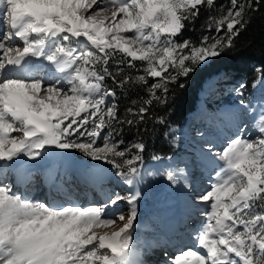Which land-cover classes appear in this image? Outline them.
<instances>
[{"label":"snow or ice","instance_id":"1","mask_svg":"<svg viewBox=\"0 0 264 264\" xmlns=\"http://www.w3.org/2000/svg\"><path fill=\"white\" fill-rule=\"evenodd\" d=\"M258 3L0 0V168L57 150L79 152L110 165L130 188L138 184L145 144L122 148L117 137L125 127L139 133L173 86L184 88L182 78L233 48ZM201 7L209 11L205 34L198 42L178 40ZM124 66L142 74H124ZM130 82L147 95L121 115L115 89ZM254 130L252 137L241 129L220 150L209 146L218 170L198 198L205 219L193 235L196 247L177 253L172 264H264V112ZM165 176L176 183L172 171ZM139 196L116 193L99 206L47 205L0 183V264H135ZM122 201L127 212L109 216Z\"/></svg>","mask_w":264,"mask_h":264},{"label":"rangeland","instance_id":"2","mask_svg":"<svg viewBox=\"0 0 264 264\" xmlns=\"http://www.w3.org/2000/svg\"><path fill=\"white\" fill-rule=\"evenodd\" d=\"M177 39L180 41L184 40L183 37H181V35H179ZM46 73L40 72V75H45ZM36 75L39 76V73ZM220 78L221 77L218 75L207 77L203 83V86L201 84V88H206L207 86H209V95H211V98L208 99L209 104H211L214 101H221V103H224L227 101L234 100L233 104L239 105L238 102L239 101L241 102V100H243V103H244L243 105L245 106V108L243 105H240L237 107L236 106L235 107L234 106L225 107V108L232 107L235 110L238 108L237 114H240L241 116L238 117L237 114H235L232 117L226 116L225 118V120H228V121L234 120V125L232 124V126H230L226 124L224 128L220 129L219 128V126H221L220 124L218 126L214 125L213 128L209 126L211 128L208 129V128H203V127H206L209 123L208 124L201 123L196 128L195 120H196V116L198 115L196 114L197 109L195 106V110L188 116L187 125H184L183 128L179 127L180 129L173 127V128H170L166 132L167 140L172 141L177 150L181 149L180 152L181 154H183V156L180 155L178 151L176 153L177 159H174V161H171V162L169 161L171 165H161V168L159 169H155L150 166L144 168V165H146V163L148 162H143L142 179H141V182L139 183L140 185L138 188L141 191H144L145 195L142 197V199H138L137 208H138V220L140 224L143 223L144 225H138V224L135 225L136 223H134L133 230L136 229L138 226H144L146 227V229L147 228L151 229V231H148L147 234L145 235L144 234H141V235L134 234V238L132 239V241H134V243H132L133 250L134 251L138 250V248L140 247V244L142 243L141 240L143 239L149 238L151 241L150 243H153V245H155L154 242L159 241L157 239L160 236L158 234L159 232H161L159 231V228H160V225H162V222L160 219L158 220L157 215L161 213V211H163L164 209L171 212L170 215H176L177 213L179 214L180 208L185 209L184 211H186V213L184 217H185V221L187 220V223H185L187 226V229L185 230V234H186L185 236L187 237L188 240L191 241L189 242L187 240L189 242L188 243L189 245L181 248L180 250H176V251L172 250V253L171 255H169V259L167 258L166 263L162 261V257L166 259L165 258L166 253H164L165 251L163 247H162L163 249L157 248V250L155 251L156 254L154 255H153L154 252H149L148 254L147 252L144 251L143 257L146 258V262H150V264H172V258L177 253L184 251V250L195 248L196 241L193 240V235L198 231L199 227L204 222L205 217L203 213L206 209V204L200 202L198 198L201 195H203L206 190H208L209 185L212 182V178L214 177L216 171L218 170L217 169L218 161H216L214 155L208 151L209 146H211L214 150L222 149V147L227 143V141L230 138H235V136L239 134L241 129L244 130L245 134L251 133L252 137L256 135L254 128H252L254 127V124H252V122H250L247 119V117L251 119L253 116V120H256L259 118V117L256 118L257 116L256 114L259 113V111L264 112V79H262V77L259 78L256 82H254V84L251 85L249 89H247L246 87L241 88L240 83L224 81V79H220ZM239 92H243V95L242 96L239 95L238 94ZM109 102H110V98H109ZM199 103H200L199 100H197V104ZM245 111H246V114L244 113ZM249 113L251 114L253 113L252 116L248 115ZM238 118L240 121L238 120ZM238 121H239V127H238L239 129L237 128L233 132L231 130L227 132L229 129L234 130L236 126L238 125ZM204 124L205 126H203ZM226 133H228L227 136L225 135ZM188 137L191 138L194 142H196V144L194 145V142H191L193 144H190L189 143L190 140H184V138L186 139ZM121 147H125V145L122 144ZM193 152L195 154L198 153L199 155L197 154V156H195ZM68 154L72 158H74L75 166L82 165L84 167H90L91 164H94V165L100 164L105 167V170L114 171V169H112L111 166H109L108 164L102 161L81 160V159L76 158V155L74 152H71ZM171 157L175 158L174 156H171ZM160 159L166 160L165 158H160ZM76 160L79 161V163ZM156 160L158 159H155V160L152 159L149 162H154ZM209 160H211L210 165L212 164V167L209 166L208 164ZM30 162H33V161H30ZM80 162H83L85 164H81ZM56 163L59 164V162H56ZM75 168L76 167H72L71 169H75ZM40 170L43 171V169H40ZM168 171H172L176 175V180H177V177L179 176L178 174L186 173L188 176H190L189 178L196 183V186H198L199 184L200 185L203 184V185L202 187L198 189L190 188V190L187 191L186 193L182 192L180 188L178 189V186L176 183L173 184L166 179L165 174ZM38 174L40 175V173ZM5 180H6L5 177L1 178L0 183H4ZM35 180H34V183L36 182ZM115 181L119 182L121 180L119 179L118 176L113 174L111 177V183L113 182L112 183L113 185L110 184L111 186L110 189L112 190V192L109 193L108 191L109 195H106L107 197L106 199H104L105 201L103 200V201H100L101 203L100 202L97 203L95 202L97 200H95L94 202L89 200L88 203L86 204L84 203L82 206L86 207V206L102 205L106 203L109 197L113 196L116 193H119L121 195L133 194V188L131 192L127 191L128 189L126 190V188L123 185L119 186L118 184H115L114 183ZM35 188L36 187H34L32 191H30V195L27 198L33 202H41L40 199H38L40 197L38 194L34 197ZM28 193H26L25 196H27ZM181 199H183L184 201L187 200L188 202L180 201ZM73 204L78 205V203H73ZM110 209L112 210L111 211L112 215H114V213L116 214L121 211L126 213L128 210V205L125 201H122L119 203L118 206L112 207V208L110 207ZM185 224H183L182 227H184ZM133 230H132V233H133ZM182 240H185V239H182ZM145 241L146 240H144V242Z\"/></svg>","mask_w":264,"mask_h":264},{"label":"trees","instance_id":"3","mask_svg":"<svg viewBox=\"0 0 264 264\" xmlns=\"http://www.w3.org/2000/svg\"><path fill=\"white\" fill-rule=\"evenodd\" d=\"M228 4L229 0H215L216 8ZM211 14L216 15L217 13L213 11ZM208 15L209 11L201 7L200 15L194 25L186 26L181 37L184 40L198 42L199 38L205 34L201 26L205 24ZM137 63L139 64V62ZM218 73L227 81L241 83L247 89L259 74L264 76V0H259L256 11L250 17V23L235 39L233 48L200 66L188 78H182L180 82L185 84L184 88L173 86L168 103L156 106L151 110L153 119L141 125L139 133L136 128L125 127L117 139H122L125 146L143 142L145 144L143 160L145 161L153 156L165 157L169 155L173 152V147L165 137L166 131L172 126L184 123L186 114L193 109L197 90L204 78ZM124 74L134 77L142 73L124 66ZM151 82L149 79V84ZM105 83L107 87H114L111 79L106 80ZM115 90L117 92L115 103L118 105L121 115L128 107L132 106L133 100L147 95L145 86L131 84V82L124 90L120 88ZM157 119H162L164 122L157 123ZM133 151L135 150L133 149ZM75 154L84 157L79 152H75Z\"/></svg>","mask_w":264,"mask_h":264},{"label":"bare ground","instance_id":"4","mask_svg":"<svg viewBox=\"0 0 264 264\" xmlns=\"http://www.w3.org/2000/svg\"><path fill=\"white\" fill-rule=\"evenodd\" d=\"M1 34H2V32H0V35ZM38 73L39 72L35 73V75L38 74ZM46 74H47V77H45V78L46 79H51L50 74L49 73H46ZM237 109L235 110L232 107H227V108H224L223 111L225 112V115L227 117H232L233 115L237 114V112H238ZM261 113H262L261 111H259V113H257V114L255 113L257 115L256 118H258ZM237 116L239 117L241 115L240 114H237ZM254 117H255V115H254ZM238 120H239V118H238ZM239 121H238V125L236 126V128L234 130L233 129H229L227 132H229L230 130L232 132L235 131L239 127ZM247 125H245V126H247ZM203 126H205V125H203ZM232 132H230V133H232ZM227 134L228 133H226L225 135L227 136ZM169 161L170 162L171 161H174V159L173 158H168L166 160L158 159V160H156L154 162H148V163H146V165H144V168L150 166V167H153L155 169H159V168H161V165H171V163H169ZM56 162H59V164L56 163ZM210 162H211V160H209L208 164H209V166H212V164L210 165ZM2 163L3 162H0V164H2ZM72 167H77L80 170L90 169L93 172H95L96 174L102 176V178L106 179V181H105L106 188H108L110 186V184L113 183V182L111 183L110 180H111L112 175L115 174L114 171L105 170V167L102 166V165H100V164L99 165H97V164L96 165L91 164L90 167H84L82 165L75 166L74 158H72L69 154H62L58 150L54 154L48 155L45 158L40 159V160H37V161L30 162V161H27L25 158H22L18 162H13L10 167L5 166L4 168H0V179L3 178V177H6V175H7L6 170H8L9 172H12L14 175L29 173L30 177L31 178H34V175L37 173V170L40 171V173L43 172V174H47V171L49 169H52L53 170V168H58L57 170L59 171V170H61V168H63V170L65 171V170L71 169ZM40 169H43V171H41ZM178 175L179 176L177 177L176 184L178 186V189L180 188V190L182 192H185L186 193L187 191L190 190V188L191 189H194V188L198 189V188L202 187V185H203V184L202 185L199 184L198 186H196V183L194 181H192L189 178L190 176H188L186 173L185 174H181L180 173ZM43 182H46V179H44ZM114 183L115 184H118L119 186L120 185L121 186L123 185L126 188V190L128 189L127 191H130V192H131V190L133 188V194L135 192L139 191L140 196H139L138 199H142V197L145 195V192L144 191H141L138 188L139 185H140L139 183L136 184V185H134L131 188L129 186H127L126 184H124L122 181H119V182L118 181H115ZM37 184H38L37 182L34 183V180H32V179L29 180L27 182V185L28 186L21 192V194L23 196H25L26 193H28L31 189H33L34 187H36L35 189L38 190L37 194L40 196L38 199H43L42 198V193L40 194V191H42V189H41V187H38L39 185L37 186ZM12 188L15 190L16 189V185L13 184L12 185ZM105 191H106V189H105ZM107 191H109V193L112 192L111 189L110 190L107 189ZM91 193H93V195H89L87 197H79V200H77V201H70L69 199H67V197H62V196H60V194H58V195L56 194L55 197L51 198L52 201H50V203H48V205H55L58 201H60L61 203L64 202L63 205L78 203V205L82 206L84 203L85 204L88 203L89 200L92 201V202H94L95 200H97L95 202L99 203V201H101L102 199H106V197H107V196H103V195H102V197H100L99 195H95L94 192H91ZM109 193L107 195H109ZM138 199H137V201H138ZM180 201H184V200L181 199ZM185 201H187V200H185ZM184 210H185L184 208H180L179 209V214L177 213L176 215H170L171 212L167 211L166 209H164L163 211H161V213H159L157 215L158 216V220L160 219L161 222H162V225H163L162 226V225L159 224L160 225L159 231H162V229H165V231L168 233L167 234L168 237L169 236L170 237H176L178 234H173V233H174L175 229L178 227V223L180 221H185V217L184 216H185L186 211H184ZM107 211H108L107 214L109 216H111L112 215L111 214V211L112 210L109 208ZM114 215H115V213H114ZM138 221L139 220H138V216H137V219H136V221L134 223H137ZM185 223H186V221H185ZM186 228H187V226L184 229H186ZM147 230L148 229H146V228L144 229L143 226L137 227L136 229L133 230L132 239L134 238V234H136V235H141V234H144L145 235V234H147V232H148ZM179 231H182V227L178 230V232ZM153 233H155V232H153ZM160 234H162V233L160 232L158 235H160ZM150 242H151L150 239H147L146 238V241L145 242L142 241V243L140 244V247L138 248V250L134 251V255H133L132 259L135 262V264H150V262H146V258H144L143 256H141V255H143L144 251L147 252L148 254H149V252H154L153 253V255H154V254H156L155 251L157 250V248L160 249V248H162L164 246H167V248H169L170 251L172 252V250H178V247H181L180 245H183L181 242L176 243V245L175 244H167L168 242H166L165 240H163L161 238H159V241L158 242H154L155 245H153V243H150ZM132 243H134V241H132ZM147 243L152 244V247H151L150 250H148V249L145 248V245ZM165 257L169 259V255H167Z\"/></svg>","mask_w":264,"mask_h":264}]
</instances>
